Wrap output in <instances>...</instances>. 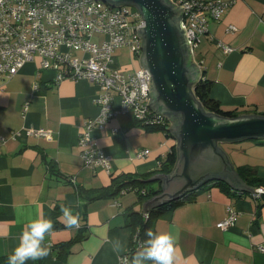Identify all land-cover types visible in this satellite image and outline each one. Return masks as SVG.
I'll return each instance as SVG.
<instances>
[{"label": "crops", "instance_id": "crops-1", "mask_svg": "<svg viewBox=\"0 0 264 264\" xmlns=\"http://www.w3.org/2000/svg\"><path fill=\"white\" fill-rule=\"evenodd\" d=\"M263 9L264 0H236L219 21L209 20L194 49L201 74L212 81L210 96L224 110L264 113ZM231 25L235 31L228 30ZM218 42L232 51L224 53ZM55 75L52 69H39L34 60L0 84V264H7L28 222L37 217L53 223L45 237L50 250L26 264H121L132 234L128 214L143 212V203L133 190L87 202L77 196L75 186L97 189L121 174L152 171L177 140L163 131H145L131 114L119 115L91 131L94 143L111 156L110 173L85 166L78 138L85 120L99 113L94 99L100 91L86 79L56 81ZM24 128H43L50 136L12 137ZM245 140L249 145L242 151L251 154L238 165L255 167L264 178V143ZM142 149L147 155L136 157ZM70 177L75 185L67 181ZM242 183L244 189L229 186L228 193L211 184L194 189L193 199L153 220L155 232L175 238L174 264H264V252L258 249L264 245V196L253 198L252 186ZM228 206L236 212L233 224L218 228ZM63 207L79 216L78 228L65 227Z\"/></svg>", "mask_w": 264, "mask_h": 264}, {"label": "built area", "instance_id": "built-area-1", "mask_svg": "<svg viewBox=\"0 0 264 264\" xmlns=\"http://www.w3.org/2000/svg\"><path fill=\"white\" fill-rule=\"evenodd\" d=\"M168 2L180 9V26L194 60V49L206 35L209 20L219 21L236 0ZM144 24L137 8L127 4L114 6L103 0H0V84L34 60L39 61V69L54 70L56 81L70 78L94 83L100 91L94 99L99 113L83 124L78 138L79 154L85 166L100 167L110 173L111 156L92 140L94 128L102 129L108 121L124 114H131L142 125H163L167 119L148 107L149 75L139 64L142 47L136 33ZM228 30L235 31L236 27L231 25ZM95 34L103 39L93 41ZM218 46L224 53L232 51L222 42ZM124 47L138 64L136 68L123 69L117 65L114 53ZM27 108L25 102L24 113ZM21 134L45 139L50 136L43 128H24L13 132L12 137ZM147 153V149L139 150L136 157L142 158ZM125 192L123 189L120 194ZM251 193L253 198H259L264 188H255ZM235 216L236 212L228 206L226 217L217 227H229ZM258 249L264 252V245ZM120 261L128 264L129 259L124 254Z\"/></svg>", "mask_w": 264, "mask_h": 264}, {"label": "water", "instance_id": "water-1", "mask_svg": "<svg viewBox=\"0 0 264 264\" xmlns=\"http://www.w3.org/2000/svg\"><path fill=\"white\" fill-rule=\"evenodd\" d=\"M114 6L134 5L145 24L136 29L141 38V67L149 75L148 107L168 116L178 152L169 174L158 173L162 191L149 200L161 205L212 180L244 189L242 180L218 146L219 142L264 139V116L249 114L233 118L205 112L192 93L201 72L192 62L190 46L180 26V9L168 0H103ZM252 191V189H251ZM146 208L143 204L142 210Z\"/></svg>", "mask_w": 264, "mask_h": 264}, {"label": "trees", "instance_id": "trees-1", "mask_svg": "<svg viewBox=\"0 0 264 264\" xmlns=\"http://www.w3.org/2000/svg\"><path fill=\"white\" fill-rule=\"evenodd\" d=\"M128 5V4H127ZM136 8L134 5H130ZM143 52V51H142ZM142 55V53H141ZM140 55V56H141ZM140 64V60H139ZM212 81L206 79L201 74L200 79L194 83L192 86V93L195 99L199 102L202 109L210 114H215L221 117L233 118L243 114L255 113V110L252 111H238L236 109L233 110H224L221 108L220 103L210 96V88ZM245 112V113H243ZM257 115V114H256ZM260 116H264V113L259 114ZM132 116V115H131ZM133 118V117H132ZM134 119V118H133ZM135 121V119H134ZM135 124L145 131H163L166 136L175 137V134L171 131L172 121L167 116L165 124L163 125H142L139 122L135 121ZM251 141L264 143V139H252ZM220 143V142H219ZM177 149L176 146H173L170 151L160 157L158 159V166L145 174H121L111 178V182L106 187H100L97 189H85L81 186H75V190L77 196L82 198V200L90 202L95 199L101 198H114L118 196L121 190L126 189V191L133 190L136 193L137 202L143 203L146 205V208L143 212H130L128 214V224L132 227V234L129 242V246L127 252L125 253L128 257H132V255L139 250L142 246V242L147 238L146 232L149 230H153V220L163 214L166 211L173 209L184 201H188L193 199V191H188L181 198L175 199L170 202H165L161 205H149L148 202L152 197L162 191L161 181H150V178L158 173L169 174L172 172L174 165L177 160ZM55 175H60L57 170H53V167L50 168ZM234 170L240 179L245 182L247 185L252 186V189L258 187H264V178L261 177L256 168L249 166L247 164L235 166ZM74 177H70L67 181L70 184H74ZM213 185L221 189L222 191L228 193L231 191L229 185L223 180H212L200 185L198 188L204 187L206 185ZM264 194L261 195L263 197ZM147 214V218H144V214ZM155 232V231H154Z\"/></svg>", "mask_w": 264, "mask_h": 264}, {"label": "clouds", "instance_id": "clouds-1", "mask_svg": "<svg viewBox=\"0 0 264 264\" xmlns=\"http://www.w3.org/2000/svg\"><path fill=\"white\" fill-rule=\"evenodd\" d=\"M61 212L67 229L79 227V216L71 208L63 207ZM52 229V221L46 218L37 217L28 222L8 256L7 264H26L29 260L36 261L47 256L50 247L45 245V237ZM146 237L128 264H174L175 238L171 233L149 230Z\"/></svg>", "mask_w": 264, "mask_h": 264}, {"label": "rangeland", "instance_id": "rangeland-1", "mask_svg": "<svg viewBox=\"0 0 264 264\" xmlns=\"http://www.w3.org/2000/svg\"><path fill=\"white\" fill-rule=\"evenodd\" d=\"M103 39L102 35L95 34L93 37V41L100 42ZM117 65L122 67L123 69H132L134 68V65H136V62L132 60L129 51L126 47L119 48L114 53ZM24 104V103H23ZM132 117V116H131ZM249 140L245 141H235V142H220V146L222 147L223 152L225 153L227 158H229V161L232 162V166H240L244 165L246 163H240L238 165L239 161L244 160L243 162H246V160L250 156V151L246 154L243 153L242 150H245L249 145ZM238 160V161H237ZM121 263V261H120Z\"/></svg>", "mask_w": 264, "mask_h": 264}]
</instances>
